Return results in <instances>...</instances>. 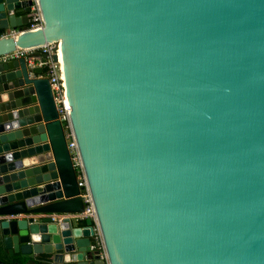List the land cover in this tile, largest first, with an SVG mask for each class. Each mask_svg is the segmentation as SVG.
Masks as SVG:
<instances>
[{
  "label": "water",
  "instance_id": "95a60500",
  "mask_svg": "<svg viewBox=\"0 0 264 264\" xmlns=\"http://www.w3.org/2000/svg\"><path fill=\"white\" fill-rule=\"evenodd\" d=\"M37 2L0 56L59 44L108 263L264 264V0ZM42 73L0 62V264H105Z\"/></svg>",
  "mask_w": 264,
  "mask_h": 264
},
{
  "label": "built area",
  "instance_id": "2783aa9c",
  "mask_svg": "<svg viewBox=\"0 0 264 264\" xmlns=\"http://www.w3.org/2000/svg\"><path fill=\"white\" fill-rule=\"evenodd\" d=\"M32 1L33 4L31 6V10L28 13L29 21L27 24V29L38 30L43 27V17L37 0ZM20 32L21 31H11L10 34L5 35H11L15 37ZM56 54H59V44L49 43L36 48H17L15 51L9 54L0 56V62H6L12 59H19L24 57L31 67L43 68V73L39 75L40 77H47L49 79L54 94L59 119L64 125L67 145L71 154L73 166L77 173L78 185L81 188L80 195L83 197L85 203V208L82 212L72 213L70 214V216L79 220L90 219L92 221L94 235L92 236L91 250L97 251L100 259L103 260L105 264H109L98 226L96 211L85 178L75 137L71 129L69 120L71 105L66 94V86L62 74L61 60L59 58L55 60L54 55ZM0 219H2V216H0Z\"/></svg>",
  "mask_w": 264,
  "mask_h": 264
},
{
  "label": "crops",
  "instance_id": "0c3cea01",
  "mask_svg": "<svg viewBox=\"0 0 264 264\" xmlns=\"http://www.w3.org/2000/svg\"><path fill=\"white\" fill-rule=\"evenodd\" d=\"M6 34H10V32H7ZM83 221H84V220L76 219V226H83V227H86V226H87V222H86V224H83ZM85 221H86V220H85ZM19 257H21V256H18V258H19ZM16 260H18V259L16 258ZM9 261H11V259H10ZM11 264H13V261H11Z\"/></svg>",
  "mask_w": 264,
  "mask_h": 264
},
{
  "label": "trees",
  "instance_id": "16d2710c",
  "mask_svg": "<svg viewBox=\"0 0 264 264\" xmlns=\"http://www.w3.org/2000/svg\"><path fill=\"white\" fill-rule=\"evenodd\" d=\"M83 224H86V221L85 220L83 221Z\"/></svg>",
  "mask_w": 264,
  "mask_h": 264
}]
</instances>
